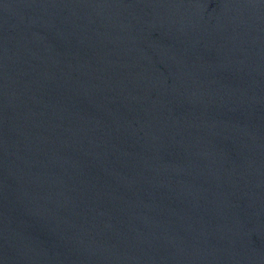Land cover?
<instances>
[{
  "label": "water",
  "instance_id": "1",
  "mask_svg": "<svg viewBox=\"0 0 264 264\" xmlns=\"http://www.w3.org/2000/svg\"><path fill=\"white\" fill-rule=\"evenodd\" d=\"M0 264H264V0H0Z\"/></svg>",
  "mask_w": 264,
  "mask_h": 264
}]
</instances>
